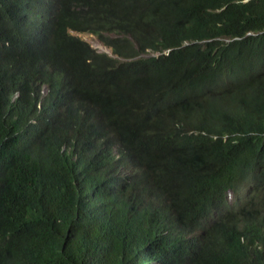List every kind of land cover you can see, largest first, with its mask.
I'll return each instance as SVG.
<instances>
[{
	"label": "trees",
	"instance_id": "16d2710c",
	"mask_svg": "<svg viewBox=\"0 0 264 264\" xmlns=\"http://www.w3.org/2000/svg\"><path fill=\"white\" fill-rule=\"evenodd\" d=\"M158 1L175 24L156 47L149 32L134 38L131 59L112 66L88 62L69 30L104 24L121 0H0V264H264L251 208L231 227L199 219L229 189L264 184L262 167L243 162L264 157V123L208 138L185 111L203 86L253 85L264 112V78L223 81L254 43L243 31L264 28V0ZM164 220L195 233L187 252L164 232L151 238Z\"/></svg>",
	"mask_w": 264,
	"mask_h": 264
},
{
	"label": "clouds",
	"instance_id": "9594fccd",
	"mask_svg": "<svg viewBox=\"0 0 264 264\" xmlns=\"http://www.w3.org/2000/svg\"><path fill=\"white\" fill-rule=\"evenodd\" d=\"M107 20L104 24L90 27L81 33L89 34L95 37L104 49L100 50L94 47L88 40L83 39L71 32H79L69 30L73 36L80 38L85 43V54L89 58L99 60L104 64H111L115 62H124L130 60L122 57L125 49L128 47L130 41L138 37L144 32H149L153 47L158 45L160 28L165 25L175 24L171 22L168 9L158 0H121V2L110 12L106 13ZM176 23H178L176 21ZM242 37L250 38L254 43L247 47L241 55L240 61L228 72L227 79L223 80L230 83L233 79L241 75L260 76L264 78V45L258 44V40L264 35V28L243 31ZM241 37H234V39ZM186 44V42L184 43ZM173 48H166L163 50H154L138 54L136 57H157L160 54H168ZM205 81L204 83H206ZM189 86H193L191 81H188L187 74L182 78L181 87L187 90ZM198 100L197 107L186 108V112H196L195 118L197 125L200 128L196 129L208 138H225L229 133L233 136L238 130H246L250 133L258 123H264V112H259L257 107V90L253 85H247L242 88L221 89L218 85L207 89V85L203 86L195 96L188 97V105L192 106ZM212 103L214 110L210 114H205ZM179 106V113L184 114V109ZM231 106L232 109H229ZM173 113V112H171ZM214 121L220 123L219 127H215V133H211V125ZM230 127V128H229ZM114 147H109L113 149ZM128 159L125 158L124 163ZM244 164L252 171L256 170L258 166L263 169L264 177V157L253 156L245 159ZM242 169V162H240ZM252 195H257V198L252 201ZM234 196V197H233ZM242 204L246 205V209L250 212V208L255 211L261 219H264V184L247 182L234 193L228 190L226 194V204L213 209L210 212L202 214L199 219L201 223L212 220H219L227 226H233L241 219H247L248 212L242 210ZM114 225H119V222L112 219ZM160 232H164L170 237L179 241L180 248L184 250L183 239L193 237L195 233L187 234L183 225L178 222H171L166 226L165 220L160 224L155 225L153 230H150L151 238L157 240ZM260 238L264 241V229L261 228ZM200 239L196 237L195 245L200 244ZM188 244H191L190 241Z\"/></svg>",
	"mask_w": 264,
	"mask_h": 264
},
{
	"label": "rangeland",
	"instance_id": "374dc122",
	"mask_svg": "<svg viewBox=\"0 0 264 264\" xmlns=\"http://www.w3.org/2000/svg\"><path fill=\"white\" fill-rule=\"evenodd\" d=\"M71 33L72 34H75V35H77V36H79V37H81L83 39L88 40L94 47H97L100 50L104 49V47H102L100 45V43L98 42V40L95 37H93V36H91L89 34L81 33V32H71Z\"/></svg>",
	"mask_w": 264,
	"mask_h": 264
},
{
	"label": "bare ground",
	"instance_id": "6f19581e",
	"mask_svg": "<svg viewBox=\"0 0 264 264\" xmlns=\"http://www.w3.org/2000/svg\"><path fill=\"white\" fill-rule=\"evenodd\" d=\"M229 109H232L231 106L229 107ZM234 197V196H233Z\"/></svg>",
	"mask_w": 264,
	"mask_h": 264
}]
</instances>
